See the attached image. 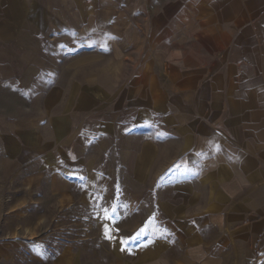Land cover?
<instances>
[{
    "label": "crops",
    "instance_id": "crops-1",
    "mask_svg": "<svg viewBox=\"0 0 264 264\" xmlns=\"http://www.w3.org/2000/svg\"><path fill=\"white\" fill-rule=\"evenodd\" d=\"M53 10L77 16L87 28L81 36L106 33L110 43L77 52L66 70L92 67L90 75L69 91L59 79L45 97L51 109L60 98L49 119L55 141L32 149L54 172L55 192L75 198L81 189L85 200L104 193L109 180L96 157L70 148L120 143L137 152L125 176L142 189L152 184L141 198L153 199L155 221L175 239L134 244L141 263L177 243L195 263L264 264V0H0V38L15 43L20 22ZM201 42L209 60H181L182 49ZM107 54L115 76L127 70L111 77V93L97 71Z\"/></svg>",
    "mask_w": 264,
    "mask_h": 264
},
{
    "label": "rangeland",
    "instance_id": "rangeland-1",
    "mask_svg": "<svg viewBox=\"0 0 264 264\" xmlns=\"http://www.w3.org/2000/svg\"><path fill=\"white\" fill-rule=\"evenodd\" d=\"M76 17L71 12L58 15L53 10L45 20L41 17V22H20L15 43L0 38V65L4 67L0 71V264H204L192 262L188 247L177 243L159 261L148 263H141L132 249L121 250V239L135 235L141 228L147 234L135 244L156 236L175 241L155 221L153 199L141 198L151 191L152 184L142 189L125 176L128 167L132 170L135 150H122L120 143L112 145L114 142L110 144L108 139L95 147L91 142H79L77 151L70 148L73 155L96 157L101 171L107 173L105 192L89 200L79 198L81 189L75 198L55 192L51 183L54 172L45 168L43 157L33 151L36 142L53 145L55 141L49 119L60 112V98L51 109L45 104L47 94L60 80L64 83L62 89L71 90L73 79L90 75L92 68L77 71L66 70L65 66L85 47L101 45L106 49L110 45L106 33L81 36L80 31L86 33L87 28ZM100 25L111 27L106 22ZM205 51L201 42L194 49H182L180 58L192 64L203 63L209 60ZM111 59L110 54L104 56L97 70L106 84L102 88L106 93L117 89L113 81L107 84L111 77L115 82L118 74L123 77L127 73L121 67L115 76L110 69ZM80 116L71 121L73 127L82 120ZM55 152L64 161L65 151ZM113 207V219L100 215L107 209L112 216ZM106 228L111 239L106 238Z\"/></svg>",
    "mask_w": 264,
    "mask_h": 264
},
{
    "label": "snow or ice",
    "instance_id": "snow-or-ice-1",
    "mask_svg": "<svg viewBox=\"0 0 264 264\" xmlns=\"http://www.w3.org/2000/svg\"><path fill=\"white\" fill-rule=\"evenodd\" d=\"M103 214H104V218L105 219H113L115 214H116V209L115 207L112 208V216H109L108 210L107 209H103ZM108 229H105L106 232V238L111 239L112 237L108 235ZM147 234L146 229L141 228L140 231L138 233H136L135 235L128 237V238H122L121 239V244L124 246L121 250H124L125 248H128L129 250H131V247L135 244L136 241L140 240L141 237L145 236ZM142 247H147L148 243H142L141 244Z\"/></svg>",
    "mask_w": 264,
    "mask_h": 264
}]
</instances>
